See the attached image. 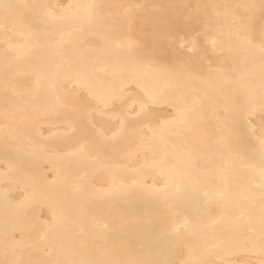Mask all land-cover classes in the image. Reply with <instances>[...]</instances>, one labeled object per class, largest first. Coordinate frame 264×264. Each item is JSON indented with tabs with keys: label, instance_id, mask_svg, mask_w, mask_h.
<instances>
[{
	"label": "bare ground",
	"instance_id": "bare-ground-1",
	"mask_svg": "<svg viewBox=\"0 0 264 264\" xmlns=\"http://www.w3.org/2000/svg\"><path fill=\"white\" fill-rule=\"evenodd\" d=\"M96 3L111 4L138 3L145 5L140 15L148 21L137 23L128 33V38L139 42L140 49L129 52L126 48H111L99 51L102 42L92 35L81 36L76 23L47 28L39 23L37 11L31 5L50 4L58 10L69 4ZM239 3H259V0H0V260L5 250H10L16 241H22L28 252L43 256L45 250L55 258L59 251L65 255L61 259H100L114 257L125 260H171L183 264L190 260V247L196 248L202 240L226 247L228 237L240 239L259 233L260 182L259 145L254 137L244 135L237 141L233 152L225 149L217 127L216 114L211 108L205 109L202 117L207 135H171L166 141L156 139L147 144L133 141L124 145V151L111 163L110 169H88L87 190H80L79 177L85 173V166L66 155L71 148L61 143L56 133L62 127L61 121L44 115L47 95L46 83L42 84L40 100L29 106L26 114L17 112L14 119L5 118V102L2 87L11 82L22 91L24 86L35 88L32 74L36 60L16 61L5 75L6 56L11 59L13 52L5 40L2 25H7V36L12 43H23L11 29L18 19H28L41 32L44 47H35L31 55L45 62L51 58L52 65L63 64L60 71H67L66 61H62L51 46L61 35L66 43V60L81 64L88 72H95L101 80L106 79L116 88L128 81L129 73L139 72L142 78L155 88L172 93L175 84L173 76L185 73L181 89L189 97L197 94L201 87L198 80H190L189 72L201 78L209 75V65L221 67L231 74L243 71L242 56H233L226 49L213 52L211 30L201 35V56L194 61L187 60V53L169 50L154 35L153 25L162 18H175L194 13L197 5H235ZM28 5L29 7H22ZM160 5L161 10H154ZM7 6V7H6ZM20 6V7H18ZM102 12L122 13V9L102 8ZM212 12L213 10H209ZM224 11L223 8L220 9ZM214 14V12H213ZM7 17V19H5ZM203 17L193 28L203 33ZM259 23V13H257ZM164 24L159 25L163 31ZM49 34L45 35V32ZM196 31L188 29L181 33L190 41ZM152 54L155 67L138 68L136 59ZM53 66L50 72H55ZM252 81L257 98L261 81L259 70ZM67 88L73 84L63 81ZM133 92L135 84H127ZM231 85L225 87L224 95L233 96ZM239 103L244 102L242 93H235ZM219 104L224 96L218 95ZM9 111H15L11 105ZM173 110L168 105L160 107L162 117L170 118ZM222 113V108L220 109ZM26 115L27 135L36 142L33 153L26 139L17 138V131L24 125L18 122ZM259 125V117L255 118ZM242 126L241 133L243 134ZM46 145L51 150H41ZM31 153V154H30ZM8 172L12 179H4ZM142 173V175H141ZM113 174L119 177L113 183ZM135 178L139 185H133ZM120 184L130 186L122 190ZM166 195H157V190H165ZM224 193V197H221ZM53 210H64L67 221L50 229ZM95 218V223L90 219ZM188 224L195 225V231H185ZM81 225L84 233H81ZM175 227L184 233L177 237L172 233ZM231 264H247L249 256L242 251L232 250L221 253ZM10 258V257H9ZM213 262L220 259L215 252L205 257Z\"/></svg>",
	"mask_w": 264,
	"mask_h": 264
},
{
	"label": "snow or ice",
	"instance_id": "snow-or-ice-1",
	"mask_svg": "<svg viewBox=\"0 0 264 264\" xmlns=\"http://www.w3.org/2000/svg\"><path fill=\"white\" fill-rule=\"evenodd\" d=\"M7 7V6H6ZM20 7V6H18ZM22 7H29L24 5ZM31 7L37 11L40 20L47 28L56 29L58 26L76 23L79 25L81 36L92 35L102 42L99 51L108 52L111 48H126L129 52L141 48L140 43L128 38V33L137 24L148 23L140 12L145 5L138 3L98 5L96 3L72 4L59 9L50 4H35ZM102 8L122 9V13L106 11ZM224 11L221 12L220 9ZM154 10H161L160 5H154ZM209 10H213L210 12ZM214 12V14H213ZM259 13V23L257 22ZM203 17V33L193 28L194 23H200ZM7 19V17L5 18ZM164 24L163 31L159 25ZM5 31V40L9 48L5 52H13L9 59L6 56L5 75L8 68L16 61L28 59L36 60L32 68L35 77V88L24 86L22 91H17V86L11 82L2 87V95L5 102V118L14 119L17 112L25 113L29 106L35 105L42 95V84L46 83L44 94L47 95V103L44 107V115L48 119L53 117L61 121L62 127L55 134L58 141L70 146L67 156L78 160L85 166V173L79 177L80 190H87L88 169H110L112 161L124 151V145L133 141H139L142 145L156 139L166 141L171 135L184 136L200 133L207 135V129L203 124V113L211 108L216 114L217 127L221 129L220 142L230 153L237 147V141H243L244 135L254 137L259 145L260 165L258 169L260 182L256 185L260 191V221L259 233L255 230L251 235L240 239L228 237L226 247L210 241H204L196 248L190 247V260L183 264H231L221 256L222 252L239 250L249 256L247 264H264V0L259 3H239L235 5L204 4L197 5L194 13L175 18H162L154 25L153 35L165 45L164 51L186 52L187 60L194 61L201 56L200 38L211 30L215 35L211 38L213 52H223L225 49L233 56H242L244 70H234L231 74L223 68L209 65V75L205 78L189 72L186 75L190 80H198L201 87L197 94L189 97L181 89L185 73H177L173 76L175 84L172 93L150 86L139 72L129 73L128 81L116 88L106 79L101 80L95 72H88L81 64L67 61V53L63 45L69 43L61 35L51 44L56 54L67 63V71H60L63 64L52 65L51 58L45 62L40 57L31 55L33 48L44 47L41 43L39 28L28 19H18L11 31L18 34L23 43H12L7 36V25H2ZM192 29L196 35L185 44L187 36L182 32ZM49 34L47 31L45 35ZM155 59L152 54L138 56L136 65L138 68L152 69L155 67ZM55 72H50L52 67ZM259 70L261 81L259 96L252 86V81ZM63 81L73 84L67 88ZM125 83H134L138 91L133 92ZM231 85L233 96L224 95L225 87ZM242 93L244 102L241 104L235 99V93ZM224 96L222 104L218 103L217 96ZM9 105L15 111H9ZM168 105L173 111L170 118L161 116L159 109ZM222 108V113L220 109ZM259 117V125H255V118ZM26 115L18 122L23 127L19 128L17 138H24L31 148V152L37 150L36 142L27 135V125L24 124ZM244 127L243 134L241 133ZM41 150L50 151L46 145L39 146ZM31 154V153H30ZM142 175V173H141ZM8 172L4 173V179H12ZM119 177L113 174V183ZM133 185H139V181L133 178ZM130 186L120 184L122 190H128ZM165 190H157V195H166ZM224 197V193L220 194ZM68 219L64 210H53L50 229L57 228L61 222ZM95 223V218L90 219ZM195 225L188 224L185 231H195ZM81 225V233H84ZM172 233L177 237L184 233L175 227ZM213 252L220 259L213 262L206 256ZM64 251L58 252L55 258H48L52 253L45 250L43 256L30 253L24 247L22 241H16L10 250L6 249L5 258L0 264H174L171 260H125L114 257L100 259H61ZM10 257V258H9Z\"/></svg>",
	"mask_w": 264,
	"mask_h": 264
}]
</instances>
